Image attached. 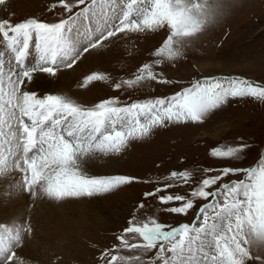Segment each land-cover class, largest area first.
<instances>
[{
    "label": "snow or ice",
    "instance_id": "snow-or-ice-1",
    "mask_svg": "<svg viewBox=\"0 0 264 264\" xmlns=\"http://www.w3.org/2000/svg\"><path fill=\"white\" fill-rule=\"evenodd\" d=\"M6 2L0 0V5ZM57 8V19L50 22L0 19V140L8 145L7 154L0 152V175L21 174L18 185L10 188L19 186L33 206L151 183L133 175H90L87 168L95 158L119 156L131 142L150 139L160 129L203 124L231 100L264 102V85L235 76L194 79L168 97L128 103L113 96L91 107L64 95H40L32 87L40 74L56 78L120 34L160 30L168 34L152 53L158 58L142 63L132 78L115 82L114 90L123 93L149 82L173 86L157 66L183 56L189 39L225 14L220 5L197 0H58L49 11ZM94 18L96 26L88 27L85 21ZM108 80L106 73L92 72L81 87ZM247 148L248 143L240 141L237 146L214 147L210 156L239 162ZM203 173L194 177L189 170L172 171L163 187L145 191L115 237L118 243L101 251V264H264V160L256 167H209ZM236 175L244 179L223 182ZM178 187L186 194L170 191ZM150 199L169 214L188 217L195 211V219L178 226L155 216L140 219L137 213ZM197 201L206 203L197 210ZM32 233L30 223L0 224V264H30L16 249H22L25 235L31 238ZM124 251L128 254L121 255Z\"/></svg>",
    "mask_w": 264,
    "mask_h": 264
},
{
    "label": "rangeland",
    "instance_id": "rangeland-1",
    "mask_svg": "<svg viewBox=\"0 0 264 264\" xmlns=\"http://www.w3.org/2000/svg\"><path fill=\"white\" fill-rule=\"evenodd\" d=\"M197 2L220 5L225 14L218 23L207 26L190 38L184 47L183 56L175 61L164 60L157 66L156 71H163L173 81V86L149 82L143 87L123 93L122 90H114L115 82L132 78L142 63L158 58L152 53L168 34L160 30L148 34H120L121 38L108 44L104 50L91 53L103 60L81 71L82 77L78 80L69 79L68 71L71 69H64L53 78L52 90L45 88L38 94L64 95L85 107H91L99 100L113 96H119L128 103L168 97L192 80L204 77L235 76L264 85V0ZM19 3L27 6V9L14 12L0 5V12L4 10L5 15L2 18H10L14 23L31 17L45 22L57 19L55 12L59 9L50 12L49 8L53 4L58 5V0H18ZM85 24L94 28L96 19L85 21ZM83 31L81 28V33ZM3 49L4 46L0 45V50ZM34 60L33 56L28 62L31 64ZM80 63L73 68L77 69V76ZM92 72L106 73L110 80L93 81L81 87L84 77ZM4 131L8 132L7 125ZM240 141H246L248 148L239 162L219 161L210 156L212 148L237 146ZM7 147L6 140H0V152L6 151ZM262 160L264 102L252 98L231 100L203 124L160 129L150 139L131 142L119 156L95 158L87 168L90 175H133L151 183H137L112 194L72 199L63 203L42 200L35 206L18 186L13 189L16 193L4 195V202L0 205V224L14 227L12 224L20 222L19 226L26 223L32 226V218L36 224L40 221L39 225L32 226V241L38 245L37 251L28 257L32 264H101V251L118 243L115 237L127 226L131 213L143 200V193L155 187H163L167 182L165 178L172 171L189 170L194 177H200L205 168H249L258 166ZM8 177L13 179L11 185H18L22 178L19 173L0 175V191L3 189L1 179ZM241 179H244L243 175L229 176L223 182ZM170 191L186 194L185 189L179 187ZM39 202L44 206L39 205ZM145 203L146 207L137 213L143 220L155 216L161 222L178 226L195 219V211L183 217L166 213L163 210L165 206L159 205L158 201L150 199ZM203 203L206 201H197V210ZM127 254L126 251L121 252V255Z\"/></svg>",
    "mask_w": 264,
    "mask_h": 264
},
{
    "label": "bare ground",
    "instance_id": "bare-ground-1",
    "mask_svg": "<svg viewBox=\"0 0 264 264\" xmlns=\"http://www.w3.org/2000/svg\"><path fill=\"white\" fill-rule=\"evenodd\" d=\"M17 1L18 0H7L5 6L11 8L14 12L20 11L21 9H23V10L27 9V6L25 7L24 4H22V3L17 4ZM5 6H4V8H6ZM3 12H4V10L0 12V18L5 17V15H3L4 14ZM101 59H102V57L99 58L98 56H95L94 57L91 54H86L85 55V58H83V61L80 63L81 64V67L79 68V76H77V74L75 75V72L77 71V69L76 70L75 69H71V70L68 71V73H69V79L70 78H72V79L76 78L75 80H78L80 78V76L82 75V74H80L81 71L88 70L89 68L92 67V64H94L95 62H99ZM52 81H53V78H49L46 75H44V76L39 75L38 78H37V80H36V83L32 86L33 87V90H37L38 93L40 91L42 92L43 89H45V88H48V89L52 90V88L54 87V83ZM4 153L7 154L6 151H4ZM93 166L94 165H92V167ZM1 180H2V188L3 189H2V191H0V205L4 202V197H5L4 195H6L7 193H9L10 191L12 193L13 192L16 193L15 191H13V188H10V185L12 184L11 182H13L12 177H8V179L7 178H2ZM17 188H19V187L17 186ZM39 205H41V202H39ZM41 206H44V205H41ZM21 213L24 215L23 210L21 211ZM31 222H32V226L34 224L36 226L40 224V221L39 220H38V222L36 224V222L34 221L33 218L31 219ZM19 223H17V225L15 223L12 224V225H14V227H17V226H19L18 225ZM61 227H62V225H61ZM37 249H38V245L36 244V242L32 241V237L29 238L27 236L25 238V240H24V247L22 249H17L16 251H17V253L19 255H22L23 257H25V258L28 259V257H30V255H32L35 251H37ZM30 264H32V263L30 262Z\"/></svg>",
    "mask_w": 264,
    "mask_h": 264
}]
</instances>
